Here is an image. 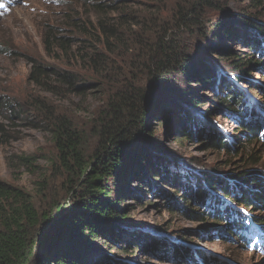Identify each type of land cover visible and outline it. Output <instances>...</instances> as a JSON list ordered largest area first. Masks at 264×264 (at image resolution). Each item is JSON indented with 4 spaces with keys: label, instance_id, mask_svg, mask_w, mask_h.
Here are the masks:
<instances>
[{
    "label": "rangeland",
    "instance_id": "1",
    "mask_svg": "<svg viewBox=\"0 0 264 264\" xmlns=\"http://www.w3.org/2000/svg\"><path fill=\"white\" fill-rule=\"evenodd\" d=\"M221 1L219 9L207 8L201 13L199 19H202L198 20L201 29L185 40L190 54L193 52V64L200 62L204 67L197 73H191L195 69L193 66L181 75H172L168 91L150 108L149 118L153 120L148 131L149 145L147 152L135 161H141L145 155L151 156L150 167H158L164 177L159 178L150 191L147 183L138 185L131 180L121 199L125 218L110 222L115 238L99 237L88 247L90 264H199L203 258L219 264H264L262 248L241 238L230 221L211 214L215 202L230 204L235 214L242 212L245 222H250L256 231L264 232V228L260 230L255 225L256 218L264 220V212H258L255 207L244 213L238 205L239 198L244 197L242 189H234V197L227 200L222 193L213 191L207 184L202 185L205 198L202 203L198 198L194 199V193L187 196L190 195L188 186L170 183L172 177L182 173L188 180L186 184L194 190L193 185L205 176L215 175L233 181L235 176L249 170L264 179V57L255 55L261 64L246 65L254 60L256 50L248 49L245 44L248 34H258L246 24L264 27V12L256 9L250 0ZM179 2H0V179L28 192L39 205L43 202V194H61L64 179L59 173L53 174L58 151L51 124L58 117L68 118L84 133H90L104 106L107 89L105 86L97 89L95 85L99 81L95 78L85 82L84 95L74 93L66 83L57 81L63 73L81 76L88 73L86 63L75 58L74 47H69L65 53L59 48V42H54L55 37L81 40L83 37L76 34L74 28L78 21L87 33L84 38L91 44L89 32L99 34L96 24L100 15L95 9L99 4L113 9L109 14H103L113 26L122 22L119 19L123 11L129 22L133 14L142 12V18L148 22L143 29L147 30L156 27L158 14L167 17ZM132 29L140 33L139 37L145 34L141 33V26ZM156 30L159 32L158 27ZM124 32L128 34L129 31ZM94 43L91 44L93 47L103 50V42ZM126 48L124 43L120 51L124 52ZM135 48L125 61L110 55L113 59L112 70L108 72L110 85L121 72H125L122 80L129 78L126 70L132 66L136 67L133 84L141 83L145 68L143 57L138 52L134 54ZM34 65L48 70L44 87L30 82ZM201 70L205 72L201 73ZM147 83H143V87H147ZM148 86L151 91V83ZM230 90L245 99L243 106H234L229 99ZM191 99L198 105H192ZM247 121L263 123L260 135L249 136V130L245 128ZM181 129L185 133L180 132ZM183 134L188 137L177 139ZM212 134L216 139H224L228 148L214 145ZM25 157H32L34 166H25L21 161ZM255 162L260 163L255 165ZM46 179H50L49 186L41 191L39 184ZM190 199L192 202L188 203ZM123 248L128 252L122 251ZM190 257L195 261L189 262Z\"/></svg>",
    "mask_w": 264,
    "mask_h": 264
},
{
    "label": "trees",
    "instance_id": "2",
    "mask_svg": "<svg viewBox=\"0 0 264 264\" xmlns=\"http://www.w3.org/2000/svg\"><path fill=\"white\" fill-rule=\"evenodd\" d=\"M221 2V0H180L172 14L167 17L162 14L157 15L155 26L158 27L159 32L156 27H150L147 29L149 31L143 29L147 21L142 18V12L133 14L129 22L123 11L119 19L122 22L113 26L103 16L113 9L99 4L95 7L100 15L96 24L99 34L95 35L90 31L88 37L91 44L103 42V50L89 44L87 38H84L87 33L80 28L83 25L78 21L74 23V28L76 34L83 37L81 40L54 38V42H59V48L65 53L74 47L75 58L86 63L85 69L88 73L86 76L63 73L57 81L66 83L74 93L84 95L86 91L83 87L87 86L85 82L88 81L87 79L95 78L101 83L97 82L95 85L97 89L103 86L107 89L106 100L100 115L94 120L93 130L90 133H84L78 124L68 118L58 117L51 124L58 151L53 174L59 173L64 179L61 194L53 193L51 196L48 193L43 194V202L39 205L34 196L0 179V264H90L88 247L92 246L99 237L113 238L116 235L110 227V222H120L125 218V211L121 209L123 203L121 199L129 188L131 180L134 179L133 183L138 185L142 182L147 183L150 191V187L157 184L159 178L164 177V172L158 167H150L151 156L145 155L141 161H135L138 156L147 152L146 147L149 145L150 108L163 97L164 92L168 91L172 75H181L187 68L194 66L195 69L191 70L193 74L204 67L200 62L193 64V52L190 54L185 40L201 29L198 28V20L202 19H199L201 13L207 8L219 9ZM250 2L256 9L264 12V0H250ZM246 25L256 29L258 33L248 34L245 39L247 48L256 50L253 54L254 60H250L246 65L257 66L261 62L256 60L255 55L264 57L262 54L264 27L258 24ZM134 26H141L143 30L141 33L145 34L139 37L140 33L132 29ZM124 31L129 32L126 34ZM124 43L127 44V48L123 52L120 49ZM46 44L49 45L48 39ZM77 45L80 47L78 48ZM133 47H138L135 48L134 54L138 52L143 57L145 72L141 77V83L133 84L132 80L135 78L133 70L136 67L132 66L131 69L126 70L129 78L122 80L125 72H121L114 84L110 85L108 72L112 70L113 63L110 55H117L125 61L128 54L133 52ZM257 50H260V53ZM47 71L41 65H34L30 82L38 87H44ZM203 72L205 71L201 70V73ZM145 82H148L147 87H143ZM150 83L151 91L148 89ZM229 99L236 108L245 100L231 90ZM191 104L198 105L195 101ZM10 109L14 111L13 106H10ZM262 127L261 122L247 121V124L245 122L249 136L260 135ZM180 132L185 133L182 129ZM186 137L188 134H183L177 139L183 140ZM211 139L214 145L228 148L224 139H216L214 134L211 135ZM90 143L93 145H89ZM21 161L25 166L30 167L34 166L35 160L32 157H25L21 158ZM256 163L260 162L254 164L257 165ZM253 177L255 180L249 183V179ZM187 181L182 173L170 179V183L174 185L179 182V184L183 183L185 188L188 186L190 195L187 196L194 193V199L198 198L202 203L205 201L202 185L207 184L213 191L222 193L227 200H232L235 195L234 189L239 187L244 197L242 199L235 197L239 198L238 205L244 213L249 212V208L253 211L255 207L258 212H264V179L254 171L241 172L233 181H226L215 175L205 176L202 180H198L199 183L193 185L194 190L186 184ZM49 182L50 179L44 180L39 184V189L42 191L48 188ZM189 202L192 200L190 199ZM222 204L215 202L211 214L230 221L234 231H237L241 238L247 239L248 242L254 240L253 243H260L261 248L264 249L263 232H256L255 236L246 235L250 232V225L245 222L243 213L235 214L230 204ZM195 214L197 216L198 213ZM255 223L260 230L264 228L263 219L256 218ZM122 251L127 253L128 249L123 248ZM193 257L188 261H195ZM199 264L219 263L209 262L203 258Z\"/></svg>",
    "mask_w": 264,
    "mask_h": 264
},
{
    "label": "water",
    "instance_id": "3",
    "mask_svg": "<svg viewBox=\"0 0 264 264\" xmlns=\"http://www.w3.org/2000/svg\"><path fill=\"white\" fill-rule=\"evenodd\" d=\"M86 87H87V86H86ZM152 120H153V118L150 117V118H149V123H151ZM236 179H237V178H235V180H236ZM237 180H238V179H237ZM253 180H255L254 177H253V178H250V179H249V183H252Z\"/></svg>",
    "mask_w": 264,
    "mask_h": 264
},
{
    "label": "clouds",
    "instance_id": "4",
    "mask_svg": "<svg viewBox=\"0 0 264 264\" xmlns=\"http://www.w3.org/2000/svg\"><path fill=\"white\" fill-rule=\"evenodd\" d=\"M2 1H3L5 4L7 3V0H1V2H2Z\"/></svg>",
    "mask_w": 264,
    "mask_h": 264
},
{
    "label": "bare ground",
    "instance_id": "5",
    "mask_svg": "<svg viewBox=\"0 0 264 264\" xmlns=\"http://www.w3.org/2000/svg\"><path fill=\"white\" fill-rule=\"evenodd\" d=\"M255 225H256V223H255Z\"/></svg>",
    "mask_w": 264,
    "mask_h": 264
}]
</instances>
